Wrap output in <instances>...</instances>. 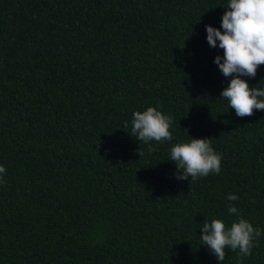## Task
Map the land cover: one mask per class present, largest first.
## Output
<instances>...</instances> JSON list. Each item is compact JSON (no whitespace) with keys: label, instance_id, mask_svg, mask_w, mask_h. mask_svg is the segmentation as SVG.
Here are the masks:
<instances>
[{"label":"trees","instance_id":"obj_1","mask_svg":"<svg viewBox=\"0 0 264 264\" xmlns=\"http://www.w3.org/2000/svg\"><path fill=\"white\" fill-rule=\"evenodd\" d=\"M224 3L0 0V264H217L200 227L230 225L229 203L261 235L222 264H264V110L228 108L206 40ZM245 78L264 85V64ZM149 105L172 117L151 150L128 133ZM189 135L219 174L176 179Z\"/></svg>","mask_w":264,"mask_h":264},{"label":"clouds","instance_id":"obj_2","mask_svg":"<svg viewBox=\"0 0 264 264\" xmlns=\"http://www.w3.org/2000/svg\"><path fill=\"white\" fill-rule=\"evenodd\" d=\"M222 6L225 10L219 27L205 25L209 46L223 50L213 60L228 80L219 97L227 101L236 116H251L254 109L264 110V85L250 87L245 78L255 77L258 66L264 64V0H225ZM171 124V115L149 105L142 111H133L128 133L151 150V141L172 140ZM169 155L178 180H196L221 171L222 155L208 137L189 135L187 140L174 143ZM5 172L4 165L0 164V176ZM226 198L228 201L239 199L236 193H228ZM227 211L236 214L230 225L222 218H212L205 219L200 227V244L215 256L217 264L224 261L226 248L238 250L239 257H247L255 238L261 235V230L242 217L234 204H227Z\"/></svg>","mask_w":264,"mask_h":264}]
</instances>
